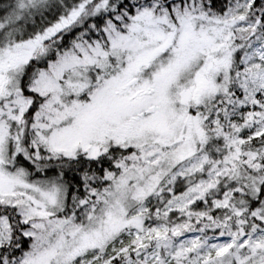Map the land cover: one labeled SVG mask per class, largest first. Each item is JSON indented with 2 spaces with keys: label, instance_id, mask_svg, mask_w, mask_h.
Returning a JSON list of instances; mask_svg holds the SVG:
<instances>
[{
  "label": "snow or ice",
  "instance_id": "snow-or-ice-1",
  "mask_svg": "<svg viewBox=\"0 0 264 264\" xmlns=\"http://www.w3.org/2000/svg\"><path fill=\"white\" fill-rule=\"evenodd\" d=\"M0 264H264V0H0Z\"/></svg>",
  "mask_w": 264,
  "mask_h": 264
}]
</instances>
